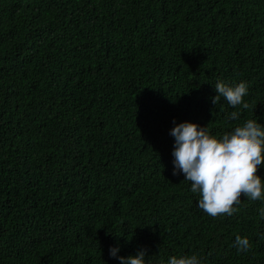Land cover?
I'll list each match as a JSON object with an SVG mask.
<instances>
[{"label":"trees","instance_id":"obj_1","mask_svg":"<svg viewBox=\"0 0 264 264\" xmlns=\"http://www.w3.org/2000/svg\"><path fill=\"white\" fill-rule=\"evenodd\" d=\"M217 82H247L249 108L214 104ZM249 119L264 0H0V264H264V200L213 218L173 175L175 126Z\"/></svg>","mask_w":264,"mask_h":264},{"label":"clouds","instance_id":"obj_2","mask_svg":"<svg viewBox=\"0 0 264 264\" xmlns=\"http://www.w3.org/2000/svg\"><path fill=\"white\" fill-rule=\"evenodd\" d=\"M217 95L213 103L223 97L228 104L248 109L243 98L248 95L247 82L229 86L224 82L215 84ZM239 113H230V120L239 119ZM175 123V122H174ZM170 135L175 138L172 152L173 175L182 172L185 180L191 182V191L199 194L198 207L215 218L223 214L232 216L238 211L241 195L256 201L264 200L262 180L257 175L258 166H264V126L256 119L246 120L232 132L222 137L211 135L207 127L184 122L175 126ZM264 218V208L259 210ZM234 246L238 252L251 248L247 237L236 236ZM110 255L117 258L118 248H111ZM146 251L135 256L118 257L120 264H146ZM168 264H200L196 255L170 257Z\"/></svg>","mask_w":264,"mask_h":264}]
</instances>
